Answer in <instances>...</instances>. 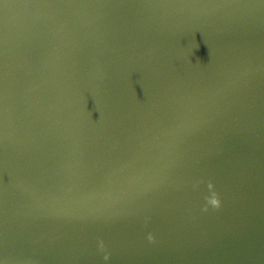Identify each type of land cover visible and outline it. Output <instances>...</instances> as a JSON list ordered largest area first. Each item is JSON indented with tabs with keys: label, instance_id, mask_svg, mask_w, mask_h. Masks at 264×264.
Here are the masks:
<instances>
[{
	"label": "water",
	"instance_id": "95a60500",
	"mask_svg": "<svg viewBox=\"0 0 264 264\" xmlns=\"http://www.w3.org/2000/svg\"><path fill=\"white\" fill-rule=\"evenodd\" d=\"M0 264H264V0H0Z\"/></svg>",
	"mask_w": 264,
	"mask_h": 264
},
{
	"label": "clouds",
	"instance_id": "9594fccd",
	"mask_svg": "<svg viewBox=\"0 0 264 264\" xmlns=\"http://www.w3.org/2000/svg\"><path fill=\"white\" fill-rule=\"evenodd\" d=\"M208 188L211 194L205 197L207 203L205 204L203 210L207 211L209 206L214 209H219L221 207V200L219 194L215 191L214 185L211 181L208 182ZM147 239L150 242H155V236L152 233L148 234ZM99 250L105 252V255L103 257L104 260H108L110 258V253H107L106 246L103 240L99 241Z\"/></svg>",
	"mask_w": 264,
	"mask_h": 264
}]
</instances>
